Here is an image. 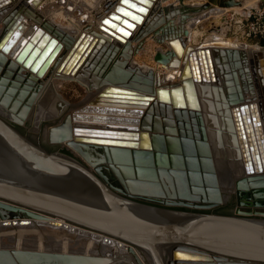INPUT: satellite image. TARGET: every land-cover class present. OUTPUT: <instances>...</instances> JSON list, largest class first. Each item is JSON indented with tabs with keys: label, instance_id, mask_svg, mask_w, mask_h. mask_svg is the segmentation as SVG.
Listing matches in <instances>:
<instances>
[{
	"label": "water",
	"instance_id": "water-1",
	"mask_svg": "<svg viewBox=\"0 0 264 264\" xmlns=\"http://www.w3.org/2000/svg\"><path fill=\"white\" fill-rule=\"evenodd\" d=\"M153 1H108L100 34H80L57 72L74 75L82 64L98 62L89 55L105 44V36L124 43ZM214 2L224 8L239 5L233 0H209L183 7L200 12ZM179 7L164 8L167 13L149 21L134 38L140 42L135 54L149 34L160 44L168 41L183 56L178 83L152 90L149 80L131 82L136 74L122 69L118 77L112 68L105 81L129 90L106 87L77 109L75 102L48 87L28 119L40 89L30 86L33 75L43 76L63 42H58V32L50 35L30 26L21 36L22 15L3 23L0 264H264V50L246 58L234 56L230 48L235 46L222 49L210 36L199 45L226 50L215 73L217 84L224 82L230 90L225 93L220 86L213 92L217 105L225 109L228 125L231 114L244 170L233 182L234 210L217 214L213 210L223 205L225 197L198 99L201 94L208 97L211 89L195 86L196 81L216 80L208 48L188 54L191 48L184 47L187 17ZM178 15L180 23L175 27L173 18ZM223 20L231 22L228 16ZM121 55L130 57L124 51ZM187 55L192 78H183ZM87 59L94 60L86 63ZM153 60L163 67L177 65L170 52H156ZM103 64L99 63L100 74ZM23 70L27 80L12 73ZM154 95L163 103L143 115ZM186 106L191 109L185 110ZM229 106H233L230 114ZM69 111H74V138L68 148H61L70 135L62 128L66 124L54 126Z\"/></svg>",
	"mask_w": 264,
	"mask_h": 264
},
{
	"label": "bare ground",
	"instance_id": "bare-ground-1",
	"mask_svg": "<svg viewBox=\"0 0 264 264\" xmlns=\"http://www.w3.org/2000/svg\"><path fill=\"white\" fill-rule=\"evenodd\" d=\"M160 1L161 0H155L151 3V6H148V12H147V14L143 15L142 22L136 24L135 28L131 31L130 36L128 38L125 37L124 43H119L117 40H115L111 36H105L104 37L105 38V44H103L101 46V48H99L97 51L91 52L89 55L91 58H94V59L97 57L98 62L91 63V65L89 64L87 66L84 63L79 67L77 72L74 75H72L70 73L57 72L58 66L63 61L64 57L67 55L70 48H72L73 43L80 36V34H82V33L90 34L91 36L94 37V36L100 34L98 29H96L95 27H88V28L78 30V29L74 28L73 26L69 27V20H71V18H73V17H69V19H67L69 16V13H70L69 9H68L69 8V0H0V39L2 38V35L4 33V30H5L3 23L7 20H8V22H10L11 19L18 17L19 15H22L23 20L25 22V26L23 25L24 28L22 30H20L21 36L25 32L26 27L30 26L33 28L41 29L42 33H45L48 31V33L50 35L52 33L58 32L60 34V37L57 38V40H58V42H61V43L63 42L61 50L55 56V58L53 59V61L51 62V64L49 65V67L47 68L45 73L43 74V76L42 77H36L35 75H33V78L30 82V86H32V87L40 86V89L36 93L35 99H34L32 105L30 107L29 114H28L26 119H28L30 117V115L32 114L34 107L36 105V102L41 96V92L42 91H48V87L52 91H54L60 98L65 99L60 92V89L64 83L78 82V84H81L82 86H84L85 90L87 91V94H86L84 101L81 102V104L79 103V105H76L77 109L82 108L83 106L87 105L90 101H92L95 97H97V95L106 87H118L121 89H128L129 90V88H126L124 86L110 85L107 83V81H105V79H104L105 75L112 68L113 69L116 68L115 73L116 72L118 73V77H119V71H121L122 69L136 74L137 76H135L134 79H130V80L128 79L131 82L133 81V82L139 83L142 81L145 82V81L149 80V82H150L149 85H150V88H152V90H154L157 87L158 88L171 87L175 83H178L180 81L181 71L183 70V66L185 65V63L183 62V58H182L183 56L181 54H180V56H178L173 51V49H172V47L168 41L165 42V46L167 47L168 50L166 52L165 51L162 52L158 49L159 50L158 52H161L162 54H165L167 52L172 53V55H174V58L176 59V62H177L176 66L163 67L161 64L157 63L158 66H162L164 68V70H157L155 68H150L146 65H135V63L133 62V55H134V48H135V45H133V42L137 43V44L140 43L139 41H135V39H134L135 36L137 35L138 32H140L142 29H144V27L148 24L149 21L151 24L153 22V20L159 19L162 15H164V9L161 6ZM100 4H101V2L98 4V7L101 9V11L94 14L95 18L92 22L93 24H98V26L101 24V19H103L107 16L105 14L106 9H103L100 6ZM174 8H176V7H174ZM211 9H212V7L209 8L208 10H211ZM240 9H249V8H240ZM111 12H113V9L110 10L108 12V14ZM157 12H158V14H157ZM203 13L204 12L202 11L197 16L186 18V19H189L188 22L187 21L183 22L184 27L188 30V36L185 37L183 40L184 41V47L191 48V50L188 52V54L191 51L196 52V50H198V49L208 48L211 66H212V70H213V74H214L213 77L216 80L215 83H212L211 81L204 82L203 80H200L199 82L198 81L195 82V86L199 90L200 89L202 90L204 88H210L211 89L210 90L211 92L210 93L208 92L209 93L208 97H206L205 95H202V94L199 96L197 95L198 99H199V106H200L199 107V114L201 115V117L203 118V120L206 123V128H207L208 136H209L208 140L210 142V146H211L212 150H214L213 143H212L213 140L216 141L217 148L223 142L225 144L226 140L228 141L229 139H231L232 143H234L233 148L235 151H232L233 148H231V151H232V154H233V152H236L235 154H236L238 163H235V164H236V166L238 164L237 172H239L241 174L244 172L243 162H242V158H241V154H240V148L238 145L239 142H238L237 137H236V132L234 130V126H233V122H232V118H231V114H230V109L233 106H229V108H228L229 109L228 112L230 114V119H231V124H229V125H232V127L231 126L229 127L228 122H227L228 120L226 121V117L224 115L225 109L223 107L217 105L216 97H218V96H217V94H215V92H213L214 91L213 89L218 90V88L220 86H222L223 91L225 93H226V91L230 90V88H228L229 86L223 85L224 82L222 85L217 84L216 73H215V66H217V63L223 62V59H225L224 53L226 50L225 51L224 50H217V48H214V47H219V46L202 45L201 47H199L200 44H198V45H192L191 44V39H193L192 35L194 33L193 30L191 29V26L196 25V23L200 22L199 21L200 18H202L204 16ZM59 15L64 16L67 19V21H68L67 26H63V25H61V23L56 22V19ZM195 15H196V13H195ZM176 17L177 16H175L173 18V24L175 27L180 23L179 22L177 25H175L174 19H176ZM216 27H219V26L213 24V28H210L211 32H209V33H213V34L209 35L211 37L210 41L212 43L222 45L220 47H222V49H223L224 47H227L226 45L229 43L225 42L222 39V37L220 38L219 36H216V34L218 33L215 31ZM175 31H177V30H175ZM218 31H220V30H218ZM209 33H206V34H209ZM149 36H152V35L148 34L147 36H145L141 40V42H143L145 39L149 38ZM153 38H155V37H153ZM69 42H71V43H69ZM232 42H234V41H232ZM235 43H237V42H235ZM126 45H128V46H126ZM230 45H233L237 48V49L236 48H230L231 53L234 56H237V54H241L245 58H246V56L251 55V53H256L258 51L264 50V48H261L259 46L252 47V46H246L244 44H234V43L230 44ZM113 47L117 48V51L114 52V54L112 53ZM123 51L126 54H129V56H130L129 59H125L121 55V52H123ZM100 52H101V54H99ZM117 56H118V58L116 59L115 57H117ZM188 56L189 55H187V61H186L188 68L186 69L183 78H189V77L192 78V74H191V70H190V62L188 60ZM5 57L10 60L9 57H7V56H5ZM195 57L197 58L196 55H195ZM248 57H247V59H248ZM200 58H201L202 67H203V60L204 59L202 58V56H200ZM94 59H92V60H94ZM92 60L87 59L86 63H89ZM100 62L105 63V64H103L102 67L100 66L101 68H104L103 69L104 71L102 74L98 73V69H99L98 67H99ZM123 62L125 63V65L122 66ZM193 63L195 64L194 61H193ZM197 69L199 70V66H197ZM12 73L14 75L20 76L23 80H27V72H25L24 70L21 73H16L15 71H12ZM199 77H200V75H199ZM157 82H158L159 86H157L158 85ZM238 83L241 84L239 77H238ZM201 93H204V92L201 91ZM146 95H149V94H146ZM210 96H211V98L209 99ZM244 97L246 99L250 98L249 96H244ZM160 100L161 99H158L156 97V95H154V99L152 101H150L147 104V106L143 109V112H144L143 115L146 114V112L152 106L159 107V105H161L160 103H163ZM208 101H209V103H208ZM190 109H191L190 107H187V106L185 107V110H190ZM74 111H69L66 114L62 115L60 121L54 126V128H56V127L61 128L60 126L62 124L63 125L66 124L65 127H62V128L66 129V131L68 132V136L70 135V138H68L67 141H64L61 143V145H60L61 148L62 147L68 148L67 147L68 141L69 140L73 141L74 135L72 134V129H73L72 113ZM258 112H259V110H258ZM210 115H213L211 117H214L213 120L210 119L211 121H214L213 128L211 125L212 123L210 124L211 127H208L210 125L208 124L207 118H209ZM218 115L222 116L220 121L218 119V117H219ZM259 117H260V112H259ZM210 128H212V130ZM262 130H263V128H262ZM50 131H51V129L47 130L48 138L53 137V134H49ZM263 135H264V131H263ZM227 145H228V147H231L232 144L230 146H229V144H227ZM52 146H55V145H52ZM223 146L225 147L226 144ZM219 149H220V147H219ZM225 150H224V154L228 156L230 153V150H229L228 154H227V152H225ZM228 150H226V151H228ZM215 153H217V152H215ZM225 155H223V157ZM215 158H217L220 161V159L217 156H215ZM215 158H214V160H215ZM228 158H231V156ZM222 160L219 162L221 164V166L218 165V166H220L221 169H223L222 167L224 165V164L222 165V163H221ZM230 160H229V162H230ZM231 165H233V164H231ZM226 166L227 167L224 168L225 171L227 169L231 170V167H229V165L226 164ZM103 167L108 171V174L111 176V174L108 170V167L106 165ZM232 168H233V166H232ZM233 169H235V168H233ZM218 170L219 169H217L216 172ZM217 177L219 180V187L221 189L220 179H219L218 173H217ZM234 180H233V182H234ZM232 187H233V191H234V183H232ZM172 262H178V261H172ZM179 263H182V262H179ZM183 263L188 264L189 262H183ZM192 264H217V263L216 262H202V263L192 262Z\"/></svg>",
	"mask_w": 264,
	"mask_h": 264
},
{
	"label": "rangeland",
	"instance_id": "rangeland-1",
	"mask_svg": "<svg viewBox=\"0 0 264 264\" xmlns=\"http://www.w3.org/2000/svg\"><path fill=\"white\" fill-rule=\"evenodd\" d=\"M108 1L110 2L112 0H108ZM108 1H107V3H104V2H106L105 0H69V8L68 9H69L70 13H69V16L67 19H69V17H73V18H71V20H69V27L73 26L74 28H76L78 30L88 28V27H95L96 29H98V24L92 23L94 18H95L94 14L101 11V9L98 7V4L100 2H101L100 6L103 9H105L106 8L105 6L108 4ZM163 1H164V3L168 4L167 6H170L172 4H178L179 5L180 0H177V1L176 0H169V1L163 0ZM170 1L172 4L170 3ZM187 1H191L193 3L204 4V3H208L209 0H195V1L187 0ZM233 1L239 2V5L231 7V8H224V7L218 6L214 2V3H212L213 6H212L211 10L203 11L204 16L202 18H200V20H199L200 22L196 23V25H194V26H191V29L194 32L192 35L193 39H191L192 45L201 44L203 38H205L206 36H209L210 34H213V33H209V34H206V33L208 32V30L210 28H213V24H215V25L219 26V30H220L216 34V36H219L220 38L222 37V39L225 42H228L229 44H233V43L234 44H244L246 46H252V47L259 46L261 48H264V45L262 46L260 43V42H264V40L259 39V38H245V37H243L240 33H238L236 31V28H235L236 26L234 24L235 20H240V19L244 20L246 18V14L248 12L254 11L257 9H264V0H233ZM240 8H249V9H240ZM225 16H228L231 18V22L229 24L227 23L226 20H223V18H225ZM67 19L64 16L59 15L56 19V22L61 23V25H63V26H67L68 25ZM178 20L179 19H177V24L179 23ZM232 41H234V42H232ZM235 42H237V43H235ZM133 45H135V48H134V50H135L136 47L138 46V44L133 42ZM158 49L162 52H164V51L166 52L168 50L167 47L165 46V43L160 44L157 42V40L155 38H153L152 36H149V38L145 39L142 42V48L136 54L134 52L133 62L135 63V65H146L150 68H155L157 70H164V68L162 66H158L157 63L154 62V60H153L154 55L156 54V52L159 51ZM115 58L117 59L118 56ZM60 92L66 100L75 102L76 105H79V103L81 104V102L84 101L86 94H87V91L85 90L84 86H82L81 84H78V82L64 83L60 89ZM211 116H213V115H210V117L207 118V121H208L209 125L212 123L211 125L213 128L214 121H211L210 119L213 120L214 117H211ZM218 116L220 117V118L218 117V119L220 121L222 116L221 115H218ZM211 125L208 127H211ZM212 128H210V129L212 130ZM230 141H231V139H229L228 141L226 140V142H225L226 146L225 147L223 146V145H225L224 142L222 143L223 145L220 144V146H219L220 149H219V147L217 148L216 141H214V140L212 141L213 147H214L213 157L215 158V156H217L220 159V161L223 159L226 162L225 163L222 160L221 163H222V165L224 164L225 166L223 165V167H222L223 169H221L220 168L221 164L219 163L220 161L217 158H215V163H216L217 169H219L217 171V173H218V176L220 179L221 190L223 191L225 201H224L223 205L214 209L213 212L217 213V214H224V215L231 214L232 211L234 210L235 196H234L232 183H233V180L235 178H237L238 175H240V173L237 172L238 164H237V166L235 164V163H238V160H237V157L235 154L236 152H233V154H232V151H235L233 148L234 143H232V141L231 142ZM227 144H229V146L231 144L232 145H231V147H228ZM231 148H233L232 151H231ZM223 149L224 150L225 149L230 150L231 154L229 153V150L228 151L225 150V152H227V154L229 153L231 158H228V157H230L229 155L227 156L224 154ZM215 152H217V153H215ZM223 155H225V156L223 157ZM229 160H230V162H229ZM226 164L229 165V167H231V170L227 169L225 171L224 168L227 167ZM231 164H233V165H231ZM218 165H220V166H218ZM232 166L235 169H233Z\"/></svg>",
	"mask_w": 264,
	"mask_h": 264
},
{
	"label": "built area",
	"instance_id": "built-area-1",
	"mask_svg": "<svg viewBox=\"0 0 264 264\" xmlns=\"http://www.w3.org/2000/svg\"><path fill=\"white\" fill-rule=\"evenodd\" d=\"M234 24L236 31L243 37L264 40V9L250 11L244 20H235Z\"/></svg>",
	"mask_w": 264,
	"mask_h": 264
},
{
	"label": "crops",
	"instance_id": "crops-1",
	"mask_svg": "<svg viewBox=\"0 0 264 264\" xmlns=\"http://www.w3.org/2000/svg\"><path fill=\"white\" fill-rule=\"evenodd\" d=\"M169 1V0H168ZM177 1V0H176ZM193 1H195V0H193ZM161 3V6L163 7V9L164 8H166V7H169V6H167L168 4L167 3H164V1H160ZM173 2V1H172ZM170 3H171V1H170ZM178 3V2H177ZM204 3V2H203ZM172 4V3H171ZM200 4H202V3H193V2H191V1H187V0H180L179 1V5L178 4H172V5H170V6H180L179 7V12H181V13H184L185 15H186V17H188V18H190V17H194V16H197V15H199L201 12H196V11H192V9H186V8H184L183 6H185V7H195V6H198V5H200ZM191 10V11H190ZM204 11H206V10H204ZM167 13V10H165L164 9V13ZM171 12H169L168 14H170ZM195 13H196V15H195ZM155 14V13H154ZM157 14H158V12H157ZM193 14V15H192ZM156 15V14H155ZM179 15L176 17V19H174V23H175V25H177V18L179 19ZM189 19H185L184 21L186 22V21H188ZM179 21V20H178ZM192 26H194V25H192ZM145 43V42H144Z\"/></svg>",
	"mask_w": 264,
	"mask_h": 264
},
{
	"label": "snow or ice",
	"instance_id": "snow-or-ice-1",
	"mask_svg": "<svg viewBox=\"0 0 264 264\" xmlns=\"http://www.w3.org/2000/svg\"><path fill=\"white\" fill-rule=\"evenodd\" d=\"M125 2H128V0H125ZM141 11H143V9H141Z\"/></svg>",
	"mask_w": 264,
	"mask_h": 264
},
{
	"label": "trees",
	"instance_id": "trees-1",
	"mask_svg": "<svg viewBox=\"0 0 264 264\" xmlns=\"http://www.w3.org/2000/svg\"><path fill=\"white\" fill-rule=\"evenodd\" d=\"M260 43H261L262 46L264 45V44H263L264 42H260Z\"/></svg>",
	"mask_w": 264,
	"mask_h": 264
},
{
	"label": "flooded vegetation",
	"instance_id": "flooded-vegetation-1",
	"mask_svg": "<svg viewBox=\"0 0 264 264\" xmlns=\"http://www.w3.org/2000/svg\"><path fill=\"white\" fill-rule=\"evenodd\" d=\"M52 146V145H51ZM54 147H56V146H54Z\"/></svg>",
	"mask_w": 264,
	"mask_h": 264
}]
</instances>
